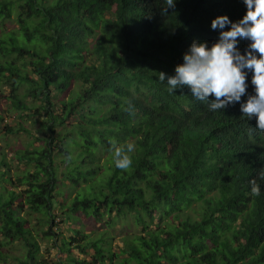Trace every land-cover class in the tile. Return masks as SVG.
<instances>
[{
    "label": "trees",
    "instance_id": "obj_1",
    "mask_svg": "<svg viewBox=\"0 0 264 264\" xmlns=\"http://www.w3.org/2000/svg\"><path fill=\"white\" fill-rule=\"evenodd\" d=\"M166 7V0H0V104L19 112V123L24 111L36 115L44 134L32 148L11 149L32 169L13 178L0 160V264L51 262L38 237L54 241L76 212L107 228L91 238L72 227L55 264H264V131L241 111L255 95L253 72L245 69L240 102L215 111L214 96L200 101L167 83L193 42L211 48L220 39L214 19L246 15L245 0ZM250 43L238 37L236 47L246 54ZM113 142L135 145L128 171L115 167ZM64 180L76 190L67 204L57 199ZM128 212L141 232L116 252L105 233ZM14 243L24 256L6 252Z\"/></svg>",
    "mask_w": 264,
    "mask_h": 264
},
{
    "label": "clouds",
    "instance_id": "obj_2",
    "mask_svg": "<svg viewBox=\"0 0 264 264\" xmlns=\"http://www.w3.org/2000/svg\"><path fill=\"white\" fill-rule=\"evenodd\" d=\"M168 7H174V0H166ZM247 13L237 23H231L227 16H218L212 21V29L220 28V39L211 48L206 42H193L184 55V63L176 67V74L168 78L169 91L187 87L200 101H209L210 109L220 110L230 103L240 102L246 93L247 81L245 69L253 72L251 83L255 86V95H250L246 103L241 104L243 116L256 117V127L264 131V0H245ZM231 23L229 30H223ZM250 39L246 54L237 47V38ZM258 53V56L256 55ZM159 79L164 81V73ZM113 161L115 167L128 171L133 164L129 155L135 150L131 142L115 146L113 142ZM251 192L260 195V186L252 182Z\"/></svg>",
    "mask_w": 264,
    "mask_h": 264
},
{
    "label": "rangeland",
    "instance_id": "obj_3",
    "mask_svg": "<svg viewBox=\"0 0 264 264\" xmlns=\"http://www.w3.org/2000/svg\"><path fill=\"white\" fill-rule=\"evenodd\" d=\"M7 26L13 27V21L12 18L7 21ZM17 111H13L9 108V106L6 103L0 104V115L5 117V114H11L15 115V118H13L10 122L4 123L0 119V160H4L7 162L6 168H8V174L11 175L13 178H16L17 176H20L25 169H32V167L29 165H26L25 163H18L13 153L11 152V149H24V148H32V145H30V142L32 141L34 136H44L42 131L39 129V124L37 122V116L31 115L30 111H24L22 114L25 115L24 118L21 119V123H19V116ZM5 124L10 127H17L19 125L25 127L30 133V135L22 132V131H16V132H8L5 128ZM38 145V141L36 143ZM36 145V146H37ZM63 155L60 154L56 156L57 160L62 158ZM66 164H61L58 168V171L64 168ZM3 168V167H2ZM60 173V172H59ZM59 193L57 194V199H61L65 201V204L69 203L73 195L75 194V188L71 187L68 183V181L64 180L59 184ZM59 212V209H57ZM36 216V215H35ZM76 216H79V218L82 216L81 212H76ZM32 218V224L35 222L34 214L31 216ZM78 218V219H79ZM104 218L106 219L107 216L105 215ZM73 220L72 223H69L68 221L61 222L59 225L60 228V236H58L57 239L54 241L48 240V239H40L38 237V240H40V248L41 253L44 255L45 258H48V260L51 261V263L55 264L56 261L63 257L64 254L59 249L62 246V241L67 240L71 235L72 231L70 230L72 227L74 228H80L82 230H85L88 232L89 236L91 238H96L100 235V232L107 228L105 226L106 223H92L91 219H88L86 221ZM81 222L83 224H81ZM36 224V223H35ZM82 226V227H81ZM141 232V226L135 221L134 213L128 212L126 214H123L121 217H118L116 220H114V224L110 227H108L106 231V236H108V239H111V246L112 250L118 251V249L123 245V239L131 238L136 234H140ZM54 242V243H53ZM6 252H8L10 255H18V256H24V248L20 243H14L10 245L9 247H6ZM72 254L74 256H78V249H75L72 251ZM11 263H13V259H10ZM13 260V261H12ZM64 260V259H63ZM13 264H18L16 261ZM106 264H111L110 261Z\"/></svg>",
    "mask_w": 264,
    "mask_h": 264
},
{
    "label": "crops",
    "instance_id": "obj_4",
    "mask_svg": "<svg viewBox=\"0 0 264 264\" xmlns=\"http://www.w3.org/2000/svg\"><path fill=\"white\" fill-rule=\"evenodd\" d=\"M63 254H64V253H63ZM64 258H65V254H64L63 257H60V259H64ZM13 260H14V259H13ZM13 260H12V261H13ZM14 262H15V260L13 261V263H14ZM13 263H11V260L8 261V264H13Z\"/></svg>",
    "mask_w": 264,
    "mask_h": 264
},
{
    "label": "built area",
    "instance_id": "obj_5",
    "mask_svg": "<svg viewBox=\"0 0 264 264\" xmlns=\"http://www.w3.org/2000/svg\"><path fill=\"white\" fill-rule=\"evenodd\" d=\"M48 264H53V263L49 262Z\"/></svg>",
    "mask_w": 264,
    "mask_h": 264
}]
</instances>
